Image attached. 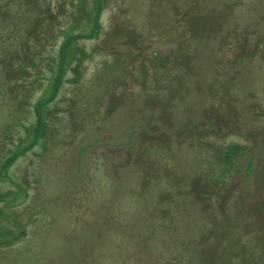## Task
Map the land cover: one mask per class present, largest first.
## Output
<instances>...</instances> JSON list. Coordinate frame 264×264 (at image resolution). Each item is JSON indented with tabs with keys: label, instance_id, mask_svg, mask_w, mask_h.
<instances>
[{
	"label": "rangeland",
	"instance_id": "rangeland-1",
	"mask_svg": "<svg viewBox=\"0 0 264 264\" xmlns=\"http://www.w3.org/2000/svg\"><path fill=\"white\" fill-rule=\"evenodd\" d=\"M0 264H264V0H0Z\"/></svg>",
	"mask_w": 264,
	"mask_h": 264
}]
</instances>
